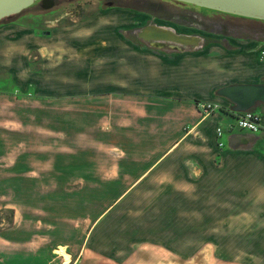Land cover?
I'll list each match as a JSON object with an SVG mask.
<instances>
[{
    "label": "crops",
    "instance_id": "0c3cea01",
    "mask_svg": "<svg viewBox=\"0 0 264 264\" xmlns=\"http://www.w3.org/2000/svg\"><path fill=\"white\" fill-rule=\"evenodd\" d=\"M148 15L115 7L78 24L47 27L33 14L0 24V195L26 199L0 230V264H64L60 245L69 264H264V133L197 105H224L225 85L264 83V40L156 48L137 35ZM153 179L191 196L178 207L179 235L154 214L148 237L108 249L112 210ZM172 241L212 249L188 254Z\"/></svg>",
    "mask_w": 264,
    "mask_h": 264
},
{
    "label": "rangeland",
    "instance_id": "374dc122",
    "mask_svg": "<svg viewBox=\"0 0 264 264\" xmlns=\"http://www.w3.org/2000/svg\"><path fill=\"white\" fill-rule=\"evenodd\" d=\"M115 7L130 8L135 9L136 11L142 10L143 12L147 13L150 12V14L152 15L148 13L149 15L146 16V19L148 20L144 19L143 22L140 23V26L155 23L160 26L175 29L178 33L180 32L189 35H198L204 38V41L206 42L215 39L221 42L225 41L222 40L224 38V34L221 33L222 28L215 29V27L210 23L213 21H217L220 24H226L230 26L231 28H233L232 30H235V34L237 36H244L254 39L259 38L261 40H264V32L261 30L262 23L260 21L247 19L244 17L190 4H179L169 0H61L57 4L53 3L45 7H40L38 4H36L24 10L22 12V15H36L37 21H39L42 16H45V21L48 20V23H46L45 26L49 27V25H52V20H55V18H61L60 23L63 25L68 24L69 22H77L78 24L85 16H88L97 10H110ZM203 13L207 15L202 16L204 15ZM196 15L199 18H202L209 22L205 25H207V30L210 31L201 29L198 26H189L190 22L181 17H193ZM18 17L19 16H16L14 19ZM175 17L178 18L175 19ZM184 23L186 25H184ZM88 29L89 28L81 29L80 31H78L77 38L84 39L85 37H87L93 31ZM123 34H125V36H128L130 35V32L123 31ZM64 52L65 51L61 49L59 50V53L61 55ZM90 52L92 51L88 48L85 50V52H80L81 55L77 57L83 58L84 53L85 57H87ZM262 81L264 82V79ZM221 108L223 109V111H229V109L232 108V104L229 101L225 100V104L221 105ZM255 110L261 112L264 115V105L257 106ZM228 139V134L224 133L222 140L224 141L225 147H228ZM107 179L110 180V177ZM164 181L168 182L167 180L163 179H153L151 181H145L139 191L128 194L122 201L117 204L116 208L112 210L115 211L113 212V216L106 222L104 241L105 244L103 245L108 246V249H115L117 248L116 246H118L119 249L122 248V244L126 242V244L128 246H131V248L132 246L134 247L135 244H132L131 241H134L139 236L148 237L150 233L149 220H151L149 219V216L153 217L154 214L157 221V227L163 226L164 228H168L172 232V234L179 235V223L181 222L182 214L180 215L181 211L178 207L180 206L182 200L186 201L185 199L188 200V198L191 196L189 195L188 198H184L178 194L164 193L163 189L161 188L163 185H165ZM116 196V194L107 195L108 205L113 204L112 201ZM190 199L188 201H190ZM24 202H26V199H22L20 195H0V230H2L3 228H10L13 223L14 216V210L12 207L21 206V208H25ZM169 205L174 206L175 209H168ZM23 211L27 212L26 210ZM165 216L167 218V221L165 220ZM182 216L185 217L186 215L184 214ZM169 244L173 246V249H183L187 251L188 254L193 253L196 245L198 246V248H201V246H203L205 252H207L209 249H212V243L208 242L179 243L176 241H172ZM0 248L2 247L0 246ZM58 250H65L67 252L66 247L63 245L57 247L54 253L58 254ZM69 257L70 258L67 261L64 259V264L65 262H67V264L71 262L70 254ZM211 260H215V258H211Z\"/></svg>",
    "mask_w": 264,
    "mask_h": 264
},
{
    "label": "water",
    "instance_id": "95a60500",
    "mask_svg": "<svg viewBox=\"0 0 264 264\" xmlns=\"http://www.w3.org/2000/svg\"><path fill=\"white\" fill-rule=\"evenodd\" d=\"M36 1L38 0H0V20L23 12L31 7ZM173 1L209 8L240 17L264 20V0ZM154 26L158 29L161 28L160 25L151 23L138 29L137 35L143 40L150 42L156 48H165L167 46L181 49L184 47L195 48L199 47L203 42V38L198 35L177 33L176 31L171 30L169 32L174 35V38L168 36L169 32L167 35L163 36V38H152L147 36L145 32ZM157 41H160L161 43H157ZM217 95L228 100L232 104L231 109L234 112L254 110L257 106L264 105V83H233L225 85L218 89ZM231 140L232 139H230V141Z\"/></svg>",
    "mask_w": 264,
    "mask_h": 264
},
{
    "label": "built area",
    "instance_id": "2783aa9c",
    "mask_svg": "<svg viewBox=\"0 0 264 264\" xmlns=\"http://www.w3.org/2000/svg\"><path fill=\"white\" fill-rule=\"evenodd\" d=\"M197 105L203 115H209L212 112L221 109V105L215 102H199ZM230 112L236 118V126L240 129L252 133H264V118L260 112L255 110L234 112L232 109H230ZM222 135L223 129L221 127L217 128V136L219 138L218 145L220 147L224 146V142L220 139Z\"/></svg>",
    "mask_w": 264,
    "mask_h": 264
},
{
    "label": "flooded vegetation",
    "instance_id": "af4514ba",
    "mask_svg": "<svg viewBox=\"0 0 264 264\" xmlns=\"http://www.w3.org/2000/svg\"><path fill=\"white\" fill-rule=\"evenodd\" d=\"M61 0H38V1H36L32 6H34V5H36V4H38L40 7H45V6H47V5H50V4H53V3H55V4H57L58 2H60ZM169 1H172V2H176V3H179V4H186V5H189V4H187V3H182V2H177V1H173V0H169ZM190 5H192V4H190ZM31 6V7H32ZM139 11H142V10H139ZM22 13V12H21ZM147 13V12H146ZM149 14H150V12H148ZM204 15H202V16H206L207 14H205V13H203ZM215 14H217V13H215ZM223 14V13H222ZM18 15V14H17ZM19 15H21L20 13H19ZM18 15V16H19ZM150 15H152V14H150ZM172 17H174V16H172ZM182 18H185V20L186 21H189L190 22V24H189V26H198V27H200L201 29H205L206 31H210V30H207V25H205V24H207V23H209V22H207L206 20H204V19H202V18H199L197 15L196 16H193V17H189V16H181ZM181 17H180V19H181ZM176 18H178V17H175V19ZM245 18V17H244ZM179 19V20H180ZM247 19H250V18H247ZM253 20H256V19H253ZM256 21H260L261 23H262V27H261V30L264 32V20H256ZM214 27H215V29H220V28H222V31H221V33L222 34H224V37L225 38H229V37H236L237 35L235 34V30H232L233 28H231L230 26H228V25H226V24H220L219 22H217V21H213V22H210ZM158 25V24H157ZM184 25H186L185 23H184ZM146 26V25H145ZM184 27H187V26H184ZM175 30V29H174ZM176 31V30H175ZM177 32V31H176ZM211 32H214V31H211ZM178 33V32H177ZM180 33V32H179ZM207 33H209V32H207ZM216 33V32H215ZM218 33V32H217ZM184 34V33H183ZM240 38H242V39H245L246 37H244V36H239ZM259 39V38H258ZM203 42H204V38H203ZM202 42V43H203Z\"/></svg>",
    "mask_w": 264,
    "mask_h": 264
},
{
    "label": "bare ground",
    "instance_id": "6f19581e",
    "mask_svg": "<svg viewBox=\"0 0 264 264\" xmlns=\"http://www.w3.org/2000/svg\"><path fill=\"white\" fill-rule=\"evenodd\" d=\"M170 30L171 31H175L172 28H168V27H164V26H161L160 29H158L157 27L154 26V27L148 29L145 33H146L147 36H150L152 38H163V36L167 35V33ZM168 36H171L170 38H174V35L173 34H170V32L168 33ZM191 38L194 39L193 37H191ZM157 43H161V42L160 41H157ZM58 254H60L61 256H63L65 260H68L69 259V254L65 250H58Z\"/></svg>",
    "mask_w": 264,
    "mask_h": 264
},
{
    "label": "trees",
    "instance_id": "16d2710c",
    "mask_svg": "<svg viewBox=\"0 0 264 264\" xmlns=\"http://www.w3.org/2000/svg\"><path fill=\"white\" fill-rule=\"evenodd\" d=\"M114 6H116V5H114ZM118 6V5H117ZM121 6V5H120ZM133 8H136V7H133ZM20 14H22V13H20ZM19 15V14H18ZM18 15H13V16H11V17H7V18H4V19H2V20H0V24H2V23H5V22H10V21H12V20H14V18L16 17V16H18ZM197 103H198V101H197ZM221 111H223V109L221 108L220 109ZM255 110V109H254ZM226 112H228V111H226ZM262 114V113H261ZM262 116H263V118H264V115L262 114Z\"/></svg>",
    "mask_w": 264,
    "mask_h": 264
}]
</instances>
